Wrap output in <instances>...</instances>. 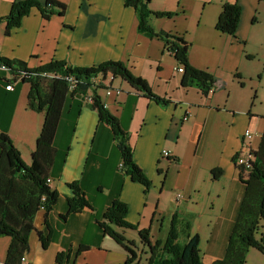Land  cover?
<instances>
[{"label": "crops", "instance_id": "crops-1", "mask_svg": "<svg viewBox=\"0 0 264 264\" xmlns=\"http://www.w3.org/2000/svg\"><path fill=\"white\" fill-rule=\"evenodd\" d=\"M60 1L67 4L63 16L46 20L33 8L9 35H5L6 24L2 23L0 57L24 60L31 68L52 59L82 67L120 60L135 75L145 78L155 95L168 102L163 104L144 96L121 77L111 82L119 93L106 95L102 91L106 107L128 133L134 161L152 180L146 190L121 170L122 156L112 127L100 121L96 110L69 91L54 137L58 153L51 186L59 197L49 212L43 207L37 212L30 249L23 256L32 264H123L127 254L103 234L97 223L112 201L120 199L129 207L130 223L150 231L156 226L162 238H166L176 211L191 221L193 233L195 222L199 221L198 226L206 230L205 235L201 228L196 231L203 245L200 251L204 263L221 259L246 189L239 179L235 156L248 148L245 130L253 133L249 143L256 150L259 133L264 129V110L253 114L251 108L229 99V95L221 101L228 83L224 76L233 73L239 85H244L237 77L238 71L246 59H253L249 51L264 41V30L255 28L258 19L264 18V1L175 0L176 5L169 6L167 0H162L163 4L151 8L178 12L173 18H155L152 25L156 30L183 36L190 43V63L224 83L208 95L197 87L181 84L183 71H178L179 65L165 50L164 41L138 31L136 11L125 6L124 0ZM235 1L243 8L237 38L215 28L224 3ZM12 2L0 0V17L10 12ZM141 37L161 50L159 56L150 54L145 58V69L129 62L132 44ZM211 47L219 56L217 68L206 63ZM7 79L11 80L10 73L0 67V130L8 133L23 160L30 164L44 114L28 108V83L19 81L13 90H8ZM256 99L253 96L251 107ZM187 111L188 118L183 120ZM164 149L173 154V161V157H163ZM215 167L222 170L218 179L213 176ZM74 182H78L90 206L68 214V198L74 197L70 184ZM179 193L182 197H178ZM38 231L50 234L47 247L42 246ZM126 234L139 242L136 231L128 230ZM10 242V237H0V264H6ZM85 246L87 249L78 253Z\"/></svg>", "mask_w": 264, "mask_h": 264}, {"label": "trees", "instance_id": "trees-1", "mask_svg": "<svg viewBox=\"0 0 264 264\" xmlns=\"http://www.w3.org/2000/svg\"><path fill=\"white\" fill-rule=\"evenodd\" d=\"M151 2L152 0H124L125 6L136 11L138 31L147 37L164 41L165 50L173 55L179 67H184L181 84L197 87L204 95L223 86L224 83L220 84L213 73L190 63V43L183 36L153 27V19L173 18L178 12L153 10L150 7ZM33 8L40 11L43 19L48 20L54 15L63 16L67 4L60 0H13L10 12L0 17V23L6 24L5 35L19 27ZM242 9L237 1L225 2L215 28L222 34L237 38ZM2 64L7 67L12 81L20 78L21 83L29 84L28 108L44 114V122L30 164L23 160L21 152L8 133L0 130V237L8 236L11 239L5 263L20 264L21 257L30 249L29 238L35 229L34 218L37 212L42 207L49 212L59 197V193L48 184L47 179L52 176V168L57 158L54 137L69 91L71 90L72 96L92 89L94 102L88 105L98 112L100 121L112 127L122 156L121 170L132 180L144 185L146 190L152 186V180L134 161L128 133L122 129L120 120L104 106L102 91L105 87L97 90L98 88L93 87L92 79L99 74L104 77L111 74L113 79L121 77L150 99L163 104H167L168 100L155 95L147 80L135 75L120 60H107L96 66L82 67L65 60L52 59L31 68L24 60L0 57V65ZM51 74L55 76H50ZM72 84L77 86L71 88ZM256 97L255 94L254 99ZM262 118L264 120V116ZM240 155L242 151L235 156V163ZM253 156L254 160L249 167L246 164H236L240 170L239 179L246 185V189L237 209L224 256L212 264H247V256L252 249H257L264 255V129ZM212 172L217 179L222 175V170L217 167ZM70 187L74 191V197L68 198L67 213L89 207L88 198L78 182L70 184ZM128 211L127 203L120 199L114 200L103 213L102 220L97 222L103 234L115 240L127 254L123 264H206L200 251V234L192 233L191 221L178 211L170 219L166 238L155 241H152L148 228L140 229L127 220ZM128 230L137 232L139 242L127 237ZM38 237L42 246L47 247L50 234L38 231ZM85 249L86 246L81 247L78 253ZM61 258L60 253L57 255L58 263Z\"/></svg>", "mask_w": 264, "mask_h": 264}, {"label": "rangeland", "instance_id": "rangeland-1", "mask_svg": "<svg viewBox=\"0 0 264 264\" xmlns=\"http://www.w3.org/2000/svg\"><path fill=\"white\" fill-rule=\"evenodd\" d=\"M163 2L164 1L162 0H156L150 7L156 8L161 3L163 4ZM166 4L169 6H175L176 1L167 0ZM1 25L2 23H0V26ZM255 28H261L264 30V18L260 17L258 19L255 24ZM142 37L140 40H134L132 44V56L129 58L130 64L136 62L138 69L148 68L145 58L150 54H156L159 56L161 51L155 43H148V40H143ZM216 41L222 43L220 38H216ZM260 43L261 45H264V41H260ZM261 45L256 43V45L249 51V54L253 57V59H246L245 64L238 71L240 73V77L238 78L242 80L241 82L244 85L242 87L239 85L240 83L237 79H235L233 73L231 75L224 76V80H228V83L226 84V92L221 96V101H224L229 95V99L236 100L239 104H242L243 106L245 105L249 110L251 108L253 114H259L264 110V47ZM211 52L212 53L208 55L206 63L210 62L212 67L217 68L219 64V56L217 57L218 53L216 49L214 50L212 47ZM254 94L257 95V99L254 100V105L251 107ZM198 224L199 221H196L193 228L194 232L196 233V231L201 228L203 234L205 235L206 230L199 227ZM150 234L152 235L153 241L162 238V234L159 233L156 226L152 228ZM200 247H203V245ZM247 264H264V256L259 252V250L253 249L248 253Z\"/></svg>", "mask_w": 264, "mask_h": 264}, {"label": "built area", "instance_id": "built-area-1", "mask_svg": "<svg viewBox=\"0 0 264 264\" xmlns=\"http://www.w3.org/2000/svg\"><path fill=\"white\" fill-rule=\"evenodd\" d=\"M0 67L2 69H4V70L8 71L7 67L4 64L0 65ZM50 76H55V75L51 74ZM112 80H113V76L111 74H109L106 77H104V76H102L100 74L96 75L92 79L93 87L94 88H98L97 90H99V88L105 87L104 93L106 95H111L113 92L119 93L120 91L118 89L113 90V88L111 87ZM19 81H20V78L17 79L16 81H12V77H11V81L6 85V88L8 90H13L14 87H15V84L17 82H19ZM76 86H77V84H72L71 88H75ZM99 86H101V87H99ZM83 93L78 94V96L81 98V100L83 101L84 104H90V103L94 102V97H93L94 93H93L91 88L86 93H84V94ZM104 106H106L105 101H104ZM187 118H188V111H187V113H185V115L183 117V120H186ZM259 134L261 135V132ZM244 136H245V139H248L246 141V143L248 144V148H247V150L242 151V155H240L238 160H236V164L237 165L246 164L249 167L250 166V162H252L254 160L253 152L255 150L250 148V143H249L250 140L253 138V133L250 130L247 129L244 132ZM162 155H163L164 158H172V157L174 158L173 154L167 149H164L162 151ZM121 166H122V163H120V167ZM47 182H48V184L51 185L52 184V179L48 178ZM178 197H182V194L179 193ZM21 262L23 264H32V262H30L26 258V256H22L21 257Z\"/></svg>", "mask_w": 264, "mask_h": 264}, {"label": "bare ground", "instance_id": "bare-ground-1", "mask_svg": "<svg viewBox=\"0 0 264 264\" xmlns=\"http://www.w3.org/2000/svg\"><path fill=\"white\" fill-rule=\"evenodd\" d=\"M183 68H184V67H179V68H178V71H183Z\"/></svg>", "mask_w": 264, "mask_h": 264}]
</instances>
